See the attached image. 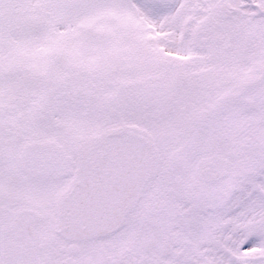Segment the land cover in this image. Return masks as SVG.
Wrapping results in <instances>:
<instances>
[{
  "label": "snow or ice",
  "instance_id": "obj_1",
  "mask_svg": "<svg viewBox=\"0 0 264 264\" xmlns=\"http://www.w3.org/2000/svg\"><path fill=\"white\" fill-rule=\"evenodd\" d=\"M0 264H264V0H0Z\"/></svg>",
  "mask_w": 264,
  "mask_h": 264
}]
</instances>
